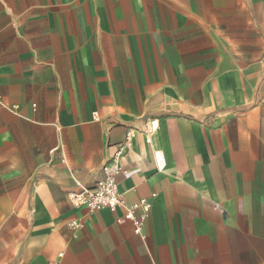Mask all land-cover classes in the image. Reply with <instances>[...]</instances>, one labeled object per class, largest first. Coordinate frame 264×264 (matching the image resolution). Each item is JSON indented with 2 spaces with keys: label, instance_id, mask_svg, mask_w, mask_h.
I'll return each instance as SVG.
<instances>
[{
  "label": "crops",
  "instance_id": "crops-1",
  "mask_svg": "<svg viewBox=\"0 0 264 264\" xmlns=\"http://www.w3.org/2000/svg\"><path fill=\"white\" fill-rule=\"evenodd\" d=\"M0 264H264V0H0Z\"/></svg>",
  "mask_w": 264,
  "mask_h": 264
},
{
  "label": "built area",
  "instance_id": "built-area-1",
  "mask_svg": "<svg viewBox=\"0 0 264 264\" xmlns=\"http://www.w3.org/2000/svg\"><path fill=\"white\" fill-rule=\"evenodd\" d=\"M94 116L96 119L98 118L97 113H95ZM146 124L148 128L147 133L149 135L157 129L158 119L156 117H152L145 123V125ZM134 131V129L128 131L125 141L117 145V151L114 156L103 166L101 171L103 177L100 178L97 184L90 187L80 181L78 182V185L81 187V190L71 191L69 196L74 205H85L91 210L102 206H108L112 210L119 207L123 208L125 210L124 218L133 222L134 232L145 238L144 225L149 216L152 203L148 199H141L131 205L127 204L123 197V193L120 190L118 181V176L127 172L121 164V158L125 153V148L130 147L132 144ZM57 149L61 152L62 161L66 165L67 169L70 173H74V167L72 165L68 146L66 144H60ZM156 155L158 167L161 169L164 166L163 153L158 152ZM121 220L122 219H119V221ZM70 225L72 228L77 229L82 225V223L78 220H73ZM62 255L63 253H60V256Z\"/></svg>",
  "mask_w": 264,
  "mask_h": 264
},
{
  "label": "water",
  "instance_id": "water-1",
  "mask_svg": "<svg viewBox=\"0 0 264 264\" xmlns=\"http://www.w3.org/2000/svg\"><path fill=\"white\" fill-rule=\"evenodd\" d=\"M158 114L157 113H153V114H147L146 116H144L139 124H142L143 122H147L150 118H152L153 116H157Z\"/></svg>",
  "mask_w": 264,
  "mask_h": 264
}]
</instances>
